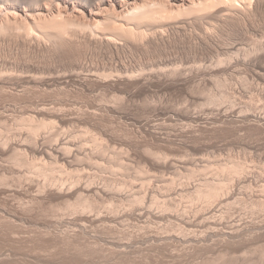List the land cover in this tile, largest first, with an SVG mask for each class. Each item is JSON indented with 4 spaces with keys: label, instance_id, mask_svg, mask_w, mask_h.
I'll return each instance as SVG.
<instances>
[{
    "label": "rangeland",
    "instance_id": "1",
    "mask_svg": "<svg viewBox=\"0 0 264 264\" xmlns=\"http://www.w3.org/2000/svg\"><path fill=\"white\" fill-rule=\"evenodd\" d=\"M47 5L48 4L45 3L46 7L49 6V8H51L50 5H48V6ZM57 6H59L60 8L63 9L62 4H60V5L58 4ZM57 6H55V7H57ZM6 12H8V14H5L6 17H7V15H9L8 17H10V18L16 17L19 22H24V23L28 21V17L25 18V15H23L19 11H6ZM10 13H11V15H10ZM15 13L16 14L18 13V14L15 15ZM37 13L38 12H35V11H34V13L32 12L31 17L36 18ZM263 13H264V11H262V12L260 11L259 13L256 12L255 13L256 15L252 16V18H250L249 20L244 21V24H243V22H241V24H239L241 27H239V25H237V27L233 26L229 29H226L227 32H226V30H223V29L220 30V32H219V30L217 31L219 34L216 31H214V32L210 31L211 33L209 34V32H207L205 30H201L200 32L199 31H197V32L192 31V33L190 31H187V32L183 31V32H178V33H177V31H174L173 33L172 32L167 33L165 36L166 39L159 37L160 35H158V36L156 35V37L159 38V40L157 38H155V39H157L156 40L157 43L152 44L153 46H151V44H148L149 47H145V49L147 48L146 50L144 49V47H140V46H139L140 48L139 47H130V49H132V50H130V49L128 50V48H129L128 47L127 50L129 52H126L127 50L124 52L121 51V50L126 49V48H124V49H120L118 51L114 50V53H115L114 54V53H112L113 50L112 51L110 50V52H108L109 50H106L104 52L103 50L101 51V50L96 49V51H95V49H92V50H90V52H87L84 54V57L82 58V60L80 59L81 61H77V62H74V60H76V58L79 57L77 55L80 54L81 52L76 51V50H74V51L73 50H71V51L70 50H66V51L63 50L64 52L60 50L61 53L59 51H58L59 53H56L55 51H53V52L50 51L51 53H48V55H47L46 53L49 51L46 52L43 49H41V51H40V49L37 50V48L29 47V46L28 47L26 46V48H25V45L22 46L20 43H14L15 39H12V36L17 34L18 33L17 31H21V29H22V32H24V31H23V28H20V29L17 28L16 29V27H13L14 29L9 28L10 30L13 31V35L10 34V32L8 31L9 29H6L7 32H9L6 34L9 36L6 37L5 33L3 35H4V37H6L8 39L6 40V38H2L1 41L2 40L3 41L2 42L0 41V43H1L0 44V72L2 71L1 72V74L3 75L2 77H8L12 74L13 75L15 74L14 76H21V75L27 76L29 74H32L33 72H34L33 74L37 73L36 74L37 76L39 74L40 77H44V76L48 77L49 75L58 76V75H62V74L65 75V74L71 73L73 71L72 69L75 68L76 63H81L87 69H94L95 70V68H97V67L101 68L105 65L108 66L109 64H110L109 66H111V64L121 62L123 59L125 60V62H127L129 60L128 61L129 64L130 63L133 65H135V64L136 65L137 64L138 65H140V64L145 65L146 64L145 66H147V67L150 66V68L156 67L160 63L161 64L168 63L169 65H172L171 67L184 68V70L188 71V73L196 71L197 68L198 69L200 68L201 70L203 69L202 71H206L208 68L213 69L215 67L222 69L223 65L224 64L226 65V63H228L227 60H229V59H230L229 61L230 62L232 61V63L234 61V64H238L239 62H240V64L247 63L244 61L245 60L248 61V59H249L248 63H250V62L255 63L256 62V64H257V62L259 60L258 64L264 65V15H263ZM49 14L50 13L47 11H43L42 14H40V15L38 13L39 16L42 15L41 16L42 18L44 17L47 19L50 16ZM32 15H34V16H32ZM46 16H48V17H46ZM257 17H258V19H257ZM0 23H1V20H0ZM250 23H251V25H250ZM245 27H247V28H245ZM234 28H236V29H234ZM190 33L193 35H191ZM195 33H197V34H195ZM168 35H170V36H168ZM206 35H207V37H206ZM9 38H11V40H14V41L11 43V40H9ZM160 38L163 39L165 42H163V40H160ZM204 39H206V40H204ZM164 44H165V46H164ZM3 45H4V47H3ZM10 47H11V49H10ZM15 47L16 48L18 47V48L16 49ZM142 48L144 50H141ZM33 50H35V51H33ZM68 51H69V53H68ZM77 52H78V54H77ZM54 53H56V54H54ZM229 53L231 54V56ZM28 54H29V56H28ZM50 54H52V55H50ZM234 55H235V57H234ZM56 56H58V57H56ZM73 56H75V57H73ZM245 56H248V58ZM63 57H65V59ZM230 57H232V58H230ZM110 59H112V60H110ZM50 60H51V62H50ZM111 61H113L114 63ZM219 61L221 62L220 64H222V65H219ZM152 65H153V67H151ZM173 65H175V66H173ZM218 65H219V67H218ZM33 66H36V67H33ZM7 68H10V69L7 70ZM12 68H14V69H12ZM33 68L35 69V71L30 73V71H28V70L32 71V70H34ZM36 68L39 71L36 70ZM189 69H191L190 72H189ZM3 71H4V73H3ZM208 71H210V70H208ZM249 72L251 73V71H249ZM249 72H247V70H246L242 74L243 76L241 75V77H244V76L248 77V80L245 83L246 86L243 85L245 80L241 81V80H238L237 78H231L230 79V77L226 76L228 78V83H229V80H230V83L229 84L227 83L226 84L227 86H226L225 83L227 81H223V82H225L224 83L225 86L222 83V86H224V87H222V86L217 87V85H215V83L210 78L207 77L208 78V80H207V78L205 76H203L202 74H200V75L199 74L198 75L193 74L190 77V78L193 77L192 78L193 80L189 78L188 82H186L187 84H183V86L182 85L176 86V87L174 86L175 88H173V89L171 88L169 90V92L167 91V93L161 92V94H160V92H155V94H154V92H152L154 96L151 94L150 95H151V97H154V103L156 102L155 105H157L158 107H161L162 109L168 111L170 116H172V115L174 116V118H169V115H167L166 117L168 118V120L165 116L162 117V115H157V114L156 115L154 114V116L152 114H149L148 117L149 116L150 117L149 118L146 117L147 120H145L143 118L141 119L140 117H141V115H143V113H142L143 111L141 108L142 107L141 104L143 102V97L132 99V100L128 99L126 101H123V99H122L123 102L120 103L119 106H121V112H123V113L121 115L115 114V113L113 114V113H111L112 110L110 108L116 104L118 105V103L113 99V98H115V93H112V92H109L106 90L105 91H103V90H101V91L91 90V91H83L82 92L79 89V87L76 85L72 86V87L69 86L65 90H61V91H60V89H54L55 91L52 89L53 91L49 90V92L44 91V90H40V91L34 90L30 95H27V96H23L21 94L19 95V93H17V92L15 93V91H12V90H8L7 91L8 93L5 92L6 94L1 93L0 94V130H1L0 131V141L1 142L5 141L6 139L9 140V138H11L9 141L11 143L17 144V145H15V144H13V145L16 148H18V150L23 149L22 148L23 146L21 143L23 142L24 139H26L24 137L28 136V135H26V134H28L27 130L30 128V126L32 124L37 122L36 121V122L30 123L31 121L29 118H31V116L33 115V112L36 111L37 108H41V107H45V108H48L50 110L54 109L53 111H56L57 113L60 112L59 114H60L61 118L58 120L53 119V118L52 119L51 118H48V119L45 118L44 121L48 120L47 123L52 122L54 124V127L51 128L52 130L46 131L47 133L43 132L41 134L43 137H46V136L48 137L50 135L49 137H53L55 139V142L58 139L59 140L60 139H63V140L71 139V141L72 140L75 141L74 146L77 144L76 147H74L72 145V148H73L72 151L74 150L73 151L74 153L79 152V154H82V156L85 155V153H89V150L91 151L92 149H94L95 146L93 145L94 144L93 140H94V138L95 139L97 138V139H100L99 141L103 143V145H102L103 148H105L107 151L104 154H101V153L97 154L99 157L98 156L95 157L96 159H94V161H93L94 164L93 163L89 164L88 162H83V163L79 164L78 167L76 166L77 170L80 171L79 172L80 175H78L79 173H77L76 176L77 177L79 176L82 178V180H83L82 183H84L88 179L95 178L92 180H94L95 183L98 184V183H102V181L104 182L105 178H106V180H108V179H113V178H115V176H117L114 179V180H116L118 178L117 179L118 184H117V182H116V184L124 187V188H122V189H124L123 190L124 192H121L122 197L124 195L125 196L131 195L130 196L131 199H134V198H132V196L133 197L136 196L135 199H137V197L144 199L141 202V204L143 203L142 205L137 204L138 207H137V205L135 206V208H136L135 210H132L133 208L129 206V205H131V203L129 202V200L131 201V199H128V202H126L127 196L126 197L124 196L125 198L123 197V200L125 199V201H123V202H122V200L121 201L119 200L121 198H119L118 196L114 197L112 199V201H110L111 199L110 200L105 199L104 201L101 200V201H99V203L101 202L102 204L100 203L99 206L97 205L98 207L96 206L97 207L96 210L92 211V213H90L91 216L87 213V215H89L90 218L83 217L81 215L82 214L81 212H74L73 213L72 211L63 210L62 212L57 211L58 212L57 213V212H54L52 207H50L47 204L43 205V207L41 205H39L40 207L38 205H35V207L31 210V212L27 213L24 217H22V222L18 221V223H20V225H18V227L20 226L19 227L20 230H22L21 229V226H22V227H24L22 231L32 233V231L33 230L35 231L38 227L44 228V226L46 225L45 229H49V230L59 234L60 232H63V231L64 232L68 231V230L72 231L74 229L77 230L79 226L83 225L84 227H86V229L92 235V236L90 235V239H92L91 241L92 242L95 241V243L98 246L93 247V245L91 243L86 242L87 243V245H86V243H83V242L80 243L79 241L77 242L78 245L76 244V246H78V248H76V246H74L76 242L73 244H68L70 246H68L66 243L64 244L63 242L60 243V241H56L58 243H55L53 241L52 242L39 243V244L38 243H36V244L30 243V247H27V248L33 249V246H35V247L40 246V248L43 246L42 248L45 251L42 250L43 253L38 252L39 251V247H38L37 248L38 251L37 250L36 251L40 254L38 255V253L37 254L33 253L35 256L33 255V257L30 258L31 260H29V257L27 259L21 257V258H15L16 260L13 258V259L4 260V261H7L6 262L7 264H14V263L15 264H31V263L32 264H38V263H40V264L41 263L42 264H48V263L49 264H114V263L115 264H208V263L209 264H241V263L242 264H252V263L253 264H264V262H263L264 261V245H263L264 244V203H263L264 202V192L262 191V189L264 187V134H263L264 133V126L259 125L253 118H251V120H250V118H249V120H245L248 123V126L246 125V122L243 123V125H242L241 122L237 123V122L230 120L232 118L229 116V115H231L230 113L232 111H236V110L237 111L235 112L234 116H238V115L252 116V113L256 112V110L258 111V114H260L261 116L264 115V102H263L264 101V89H263L264 88V84H263L264 81L261 79H258V80H255L254 78L252 79L251 76L253 74H250ZM6 74H8V75H6ZM196 76H198V77H196ZM236 76H240V75H236ZM233 82H235V83H233ZM234 87H235V89H234ZM244 87L246 90L244 89ZM250 90H251V92H250ZM9 91L11 94L9 93ZM66 91H67V93H66ZM76 91H78V92H76ZM157 93H158V97H157ZM17 94L19 97L17 96ZM43 94H45V95H43ZM200 94H201V96H198ZM1 95H3V96L1 97ZM125 99L126 98H124V100ZM151 99H153V98H151ZM16 100H18V101H16ZM209 100H211V101H209ZM218 102H219V104H218ZM212 103H213V105H212ZM50 107H52V108H50ZM261 108H262V110H261ZM108 109H110V111ZM102 110H104V111H102ZM107 110L109 112H106ZM241 110H243V112H241ZM93 111H95V112H93ZM179 112H181V113L185 112V114L188 113V114L192 115L194 121L193 120H190V121L189 120L188 121L183 120L182 118L177 116V114ZM237 112L239 114H236ZM244 112H246L247 114H244ZM220 114L221 115L223 114L222 115L223 117L220 116ZM224 115L228 116L226 118V120H225L226 116H224ZM27 116H29V117H27ZM145 116L146 115H144V118H145ZM200 117H202V118H200ZM219 117H220L221 121L219 120ZM138 118L142 120L141 123L136 122V120ZM43 119L44 118H42L41 120L43 121ZM163 119H165V120H163ZM215 119L217 120V122ZM14 120H16V121H14ZM22 120L26 124L24 123V125H23ZM178 120H180L181 123ZM253 120H254V122H253ZM39 121H40V119H39ZM105 121H106V123H105ZM213 121H215V122H213ZM218 121H220V122H218ZM67 122H68V124H67ZM9 123L12 125H10ZM63 123H64V125H63ZM143 123L146 126H144ZM149 123H150V126H149ZM221 123H222V125H220ZM233 123L234 124L236 123L237 125H234ZM239 123H240V125H239ZM253 123H257L258 125L255 126V124L253 125ZM262 123H264V122H262ZM161 125H163L164 127ZM206 125H207V127H206ZM147 126H148V128H147ZM159 126H161V128ZM227 126H229V127H227ZM240 126H243V128L245 127L244 128L245 130H242V128ZM246 126H247V130H246ZM250 126H252L251 129H253V130H249ZM155 127L157 129L159 127L161 130L160 129L156 130ZM26 128H27V130H26ZM144 128H145V130H144ZM166 128H167V130H166ZM231 128L233 131L230 130ZM262 128H263V132H262ZM151 130L154 132H152ZM9 131H11V132H9ZM202 131H204V132H202ZM244 131L247 133H245ZM48 132H49V135H48ZM50 132H52V133H50ZM107 132H109V133H107ZM151 132L153 134L154 133L155 134L153 135V134H151ZM157 132L158 133L161 132L162 136H160V134H158ZM209 132H211V133H209ZM212 132H213V134H212ZM84 134H86V135H84ZM87 134H88V136H87ZM107 135H109L110 137ZM130 135H132V136H130ZM172 135H173V137H172ZM83 136H85V137H83ZM98 136H100L101 138ZM160 137H161L163 142L161 141ZM46 139H48V138H46ZM43 140L44 139L41 138L40 144L44 145L45 148H48L51 146V144L48 143V140H46V141L44 140L45 142ZM168 141H170V142H168ZM243 141H244V143H243ZM84 143H86V144H84ZM52 144H53V142H52ZM160 144H161V146H160ZM105 145L108 148H106ZM143 145H145V146H143ZM11 146H12V144H11ZM85 146H87V147H85ZM92 146H94V147H92ZM149 149H152V150L153 149L154 150L160 149V150H163L164 152L168 153L171 162L174 163V167H173L174 169L172 168L169 172V169L158 171V169L151 168L147 163L148 158L146 156L147 155L146 152H148ZM109 154H110V156H109ZM13 155H14V157H12ZM2 157H4V156H2ZM2 157H0V164L2 165V168H4L3 167L4 163L9 164L10 161L9 162H7V161H8V159L10 160V157L14 158V159L17 158L14 153L12 154V152H9V155L6 156L7 158L6 157L2 158ZM40 157H38L39 162H41L42 159H46V160H43L45 162L51 161L49 158L48 159L50 161H48L47 157H41V158ZM30 158H31V156H30ZM191 159H193L191 161V162L194 161L193 163L190 162ZM241 159H242V161H241ZM249 161H251V162H249ZM143 162H145V163H143ZM186 163L187 164L190 163L192 165H189V164L186 165ZM194 163H195V165H197V164L202 165L203 164V165H207V166L212 167V168H217L218 166H221L222 164L223 165L241 164V165H245L246 168H249V169H247L248 172L252 173L255 178L251 182L240 183V184L236 183V185L234 186L235 192L233 193V195H231L232 198H230L228 200L221 201V202L219 201V202H217L218 204L215 203L214 207H212L215 209L214 214H208L205 216H204V214H202L203 217L208 216L207 218H203L201 216V214L199 213V215H198L197 212L201 211V209L202 210L205 209L203 207L204 204L197 203V202H196V204H195V202L193 204L192 199L190 200L188 198L189 197L188 195H190L194 191V189L192 187H195L199 183H202L201 181L212 180V179H216V178L212 176V172H213L212 170L201 173L200 170H202V168H199V169L195 168ZM9 165H6V168H4V169L7 170V167ZM117 165H120V166L122 165V166L118 167ZM59 166H62V164ZM147 166L149 167V169L147 168ZM76 167H75V169H76ZM120 168H121V171H120ZM114 169H115V171H114ZM6 170L1 171L0 175L2 176L3 173L6 172ZM258 170H260V171H258ZM17 171H18V173H20L19 171H21L20 175H22V174L29 175L30 174L29 176H31V173H30L29 169L27 170V168L21 167L20 170H15V172H17ZM122 171H123V173H122ZM193 171H200V173L198 172L197 175H195V177H192L191 174ZM119 172H121V173H119ZM159 172H161V173H159ZM8 173L9 172L7 170L6 175L4 174L5 176H7V179H8V177L10 179V180L8 179L6 182L8 183V185L13 186V189L15 187L19 189V186L20 187L23 186L22 189H24V188L29 189L31 187L30 188L31 190L29 189L27 192H33L34 190L37 192L38 187L34 186V185H36L35 183H37V182L35 180L32 181V179L31 180L28 179V181H27V178L29 176L26 178V180H23V183L21 185L18 182V180H16L17 179L16 176H14V175L11 176L10 173L8 175ZM13 177H15V178H13ZM64 178H65L64 179L65 183H67V184H69L68 183L69 180L73 179V178L67 179L68 177L67 178L64 177ZM83 178H85V179H83ZM220 179H222V177ZM29 180H30V182H29ZM17 183H19V185ZM249 185L251 187H249ZM1 186L3 187V185H1ZM157 187H159V188H157ZM177 188H179V189H177ZM35 191L33 193H36ZM2 192L3 191L0 188V221L1 222H3V220L4 221L6 220V217L8 216L7 212H10L12 210V208L14 209V207L15 208L18 207L17 205L20 206V203H26V202H29V200H31V197L29 196L30 194L28 193L29 195H26L27 192L23 193L22 195H18V196H16V195L12 196L13 195L12 192L9 194H7L6 192H4L5 193L4 194ZM191 196H192V194L190 195V197ZM28 197H30V198H28ZM156 199H158V200H156ZM155 200L157 202L160 200V202H159L160 205ZM154 201L157 204L154 203ZM260 201H261V204L263 206H261L259 208L257 206L255 207L254 203H256V202L259 203ZM152 202L155 204L154 206H153ZM162 202H163V204H164V202H166L167 204L165 203V205L171 206V210H173V211L166 212L167 210H170V207L169 208L167 207L168 208L167 209L164 205L163 206L167 210L165 208H163V209L160 208V207H163V206H161ZM103 203H105V204H103ZM121 203H123V204H121ZM127 203H129V204H127ZM257 203H256V205H257ZM123 205H125V206H123ZM230 207H231V209H230ZM130 210H132L133 212ZM164 210H166V211H164ZM120 211L121 212L122 211H127V212L130 211V212H132L133 216H130L127 213L125 214L126 216H122L123 213H121ZM135 211H139V212H137L138 214ZM174 211H176V212H174ZM115 212H116V214H115ZM117 212L118 213L120 212L121 214L119 213L120 215L119 214L117 215ZM143 212H144V214H143ZM181 212L185 213L186 216L190 220H196V222H195L196 224H194V226H192V227L188 226L186 223L182 224L181 218L176 216L177 213L182 214ZM42 213H44V214H42ZM140 213H142V214L140 215ZM147 213H149V214H147ZM188 213H190V214H188ZM137 215H140V216H137ZM212 217H214V218H212ZM227 219H229V220H227ZM214 223H215V225H214ZM185 224H186V226H185ZM165 229H166V231H164ZM231 229L232 230H241L242 233H245L243 235H246V236H244V238L246 237L245 238L246 240L245 239H244L245 241L242 240L243 244L241 242H240L241 244H239V242H236V241H235V244H233V242H234L233 241L232 242L233 245L231 244L232 246L229 244L231 242H229V243L227 242V245L229 244L230 246H224L223 247V245L226 244V243H224V239H225L224 233L232 231ZM179 232L181 234H179ZM218 235H220V236H218ZM249 235H250V237H249ZM193 237H195V238H193ZM205 238H206V240H205ZM209 238H210V240H209ZM222 241H223V243H222ZM246 241H247V243H246ZM1 242L2 241L0 240V244H1ZM236 243H238V244H236ZM45 245H46V247H45ZM233 247H234V249H232ZM91 250L94 252H92ZM36 251H35V253H36ZM121 251H125V253L127 252L126 254L128 256L126 254H125L126 256H124V257L122 255H120ZM121 256H122V258H120ZM36 257L39 260L36 259ZM125 257H128V258L125 259ZM17 259H19V261H17ZM22 259L26 262H23ZM34 260H35V262H34ZM247 260H249V261H247ZM4 261H2L3 263L1 262L0 264H4ZM8 261H10V262L8 263ZM21 262H23V263H21Z\"/></svg>",
    "mask_w": 264,
    "mask_h": 264
},
{
    "label": "bare ground",
    "instance_id": "2",
    "mask_svg": "<svg viewBox=\"0 0 264 264\" xmlns=\"http://www.w3.org/2000/svg\"><path fill=\"white\" fill-rule=\"evenodd\" d=\"M45 3L50 5L51 8L46 7ZM62 4L63 9L60 8L57 5ZM57 6V7H55ZM6 11H19L23 15H25V18L28 17L27 22H19L16 17L10 18L8 17L9 15L8 12ZM38 12L39 15L42 14L43 11L49 12L50 16L49 18H42L41 16L38 15L37 17L33 18L31 17L32 12L34 13ZM262 12L264 11V0H0V41L2 38H6L9 35L6 33H9L13 35V31L10 30L13 27L17 28H23L21 31H17L18 33L12 36V39H15L14 43H20L22 46L25 45L28 47H34L37 48V50L43 49L44 51H49L48 53H51L55 51L56 53H61V51H66V50H76L81 52L78 54L77 52V57L74 62L81 61L82 58L84 57V54L87 52H90L92 49H98V50H103L104 52L106 50L112 51L114 53V50L118 51L120 49L121 51H126L127 48L128 50L130 47H149L148 44H156L157 39L159 38L156 37V35H160L159 37L165 38L166 39V34L169 32H187L192 31L197 32L201 30H205L211 33L210 31H218L220 30H226L231 27H237V25L241 24L246 20H249L252 18V16L256 15V12ZM14 13V12H13ZM18 14V13H17ZM15 13V15H17ZM11 15V13H10ZM36 15V14H35ZM48 15V14H47ZM71 15V16H70ZM260 15V14H259ZM264 15V13H263ZM13 16V15H12ZM20 16V15H19ZM34 16V15H32ZM39 16V17H38ZM44 16V15H43ZM258 16V15H257ZM48 17V16H46ZM260 17V16H259ZM256 18V17H255ZM262 18V17H261ZM258 19V17H257ZM21 20V19H20ZM26 21V20H25ZM253 21V20H252ZM257 22V21H256ZM249 25V24H248ZM251 25V23H250ZM253 26V25H252ZM239 27H241L239 25ZM255 27V26H254ZM10 28V29H9ZM247 28V27H245ZM6 29H9L7 32ZM14 29V28H13ZM18 29V30H19ZM236 29V28H234ZM241 29V28H240ZM256 29V28H255ZM203 32V31H202ZM222 32V31H221ZM227 32V30H226ZM6 34L4 37L3 34ZM190 33V34H191ZM218 33V32H217ZM189 34V35H190ZM197 34V33H195ZM219 34V33H218ZM193 35V34H191ZM217 35V34H216ZM170 36V35H168ZM195 36V35H194ZM210 36V35H209ZM11 37V36H10ZM187 37V36H186ZM207 37V35H206ZM214 37V36H213ZM218 37V36H217ZM157 38V39H155ZM160 40H163L161 39ZM172 38V37H171ZM204 38V37H203ZM209 38V37H208ZM8 38H6L7 40ZM191 39V38H190ZM214 39V38H213ZM212 39V40H213ZM5 40V39H4ZM11 40V38H9ZM8 40V41H9ZM47 40V41H46ZM168 40V39H167ZM206 40V39H204ZM216 40V39H215ZM3 41V40H2ZM1 41V42H2ZM14 40H11V43ZM7 42V41H6ZM163 42H165L163 40ZM5 43V42H4ZM203 43V42H202ZM1 44V43H0ZM7 44V43H6ZM19 44V45H20ZM159 44V43H158ZM163 44V43H162ZM170 44V43H169ZM199 44V43H198ZM12 45V44H11ZM17 45V44H16ZM147 45V46H146ZM206 45V44H205ZM2 46V45H1ZM8 46V45H7ZM165 46V44H164ZM4 47V45H3ZM19 47V46H18ZM17 47V48H18ZM139 47V48H140ZM156 47V46H155ZM160 47V46H159ZM16 48V47H15ZM14 48V49H15ZM16 48V49H17ZM20 48V47H19ZM157 48V47H156ZM7 49V48H6ZM11 49V47H10ZM13 49V48H12ZM28 49V48H27ZM137 49V48H136ZM143 48L141 50H144ZM147 49V48H146ZM145 49V50H146ZM154 49V48H153ZM30 50V49H29ZM61 50V51H60ZM126 52H129V51ZM132 50V49H130ZM150 50V49H149ZM18 51V50H17ZM20 51V50H19ZM31 51V50H30ZM35 51V50H33ZM51 51V52H50ZM59 51V52H58ZM63 51V52H64ZM94 51V50H93ZM148 51V50H147ZM27 52V51H26ZM32 52V51H31ZM132 52V51H131ZM130 52V53H131ZM29 53V52H28ZM54 53V54H56ZM69 53V51H68ZM74 53V52H73ZM119 53V52H118ZM35 54V53H34ZM115 54V53H114ZM230 54V53H229ZM254 54V53H253ZM44 55V54H43ZM52 55V54H50ZM68 55V54H67ZM72 55V54H71ZM76 55V54H75ZM121 55V54H120ZM128 55V54H127ZM126 55V56H127ZM130 55V54H129ZM228 55V54H227ZM248 55V54H247ZM29 56V54H28ZM40 56V55H39ZM46 56V55H45ZM55 56V55H54ZM60 56V55H59ZM62 56V55H61ZM231 56V54H230ZM233 56V55H232ZM58 57V56H56ZM67 57V56H66ZM75 57V56H73ZM81 57V58H80ZM115 57V56H114ZM235 57V55H234ZM248 58V56H245ZM39 58V57H38ZM61 58V57H60ZM59 58V59H60ZM65 59V57H63ZM62 58V59H63ZM228 58V57H227ZM232 58V57H230ZM31 59V58H30ZM40 59V58H39ZM43 59V58H42ZM41 59V60H42ZM47 59V58H46ZM50 59V58H49ZM52 59V58H51ZM54 59V58H53ZM68 59V58H67ZM81 59V60H80ZM127 59V58H126ZM223 59V58H222ZM221 59V60H222ZM229 59V58H228ZM236 59V58H235ZM37 60V59H36ZM112 60V59H110ZM115 60V59H114ZM124 60V59H123ZM118 62L111 64V66H103L101 68H95L94 69H87L85 66H83L81 63H76L75 68L72 69L69 74L65 75H49L48 77H40L39 74L38 76L36 75L37 73L33 74L35 71L34 70H28L33 72L32 74L29 75H24V76H14L13 74L8 76V77H2L3 75L0 72V94L7 92L8 90L15 91V93H19V95L27 96L30 95L34 90H44V91H51L52 89H60L65 90L69 86H78L79 89L83 91H91V90H103V91H109L112 93H115V98H113L118 105L112 106L110 109L112 110L111 113L119 114L121 115L123 112H121V106H119L120 103L126 100H132L136 98H142L143 97V102L141 104L142 108V113L141 119L147 120L148 115L154 114L156 115H162L167 116L169 115L168 111L162 109L161 107H158L154 103V97H151L153 95L152 92H169V90L172 88H175L176 86H183V84H187L189 78L194 74L200 75L202 74L206 78H210L217 87L222 86V83L225 85L228 83V78H237L238 80H245L243 85L246 86V81L248 80L247 76L241 77V75L244 73V71L247 70V72L251 71L250 74H253L251 77L252 79L254 78L255 80L261 79L264 81V65L261 64H256L255 63H248L247 60L243 63L240 64H234V61L230 62L229 60L226 65L221 68H213V69H207L206 71H202L200 68L196 71L190 72L191 69H189V72L184 70V68H179V67H171L172 65H169L168 63H163L159 64L156 67H153V65L150 68V66H145V65H133L129 64L128 61ZM232 60V59H231ZM35 61V60H34ZM53 61V60H52ZM55 61V60H54ZM237 61V60H236ZM31 62V61H30ZM51 62V60H50ZM49 62V63H50ZM28 63V62H27ZM110 63V62H109ZM216 63V62H215ZM221 62L219 61V65ZM237 63V62H236ZM242 63V62H241ZM261 63V62H260ZM36 64V63H35ZM51 64V63H50ZM54 64V63H53ZM104 64V63H103ZM214 64V63H213ZM218 64V63H217ZM218 65V67H219ZM37 66V65H36ZM33 66V67H36ZM102 66V65H101ZM155 66V65H154ZM175 66V65H173ZM215 66V65H214ZM196 67V66H195ZM5 68V67H4ZM27 68V67H26ZM192 68V67H191ZM205 68V67H204ZM10 68H7V70ZM14 69V68H12ZM41 69V68H40ZM194 69V68H193ZM26 70V69H25ZM36 70H38L36 68ZM195 70V69H194ZM205 70V69H204ZM210 70V71H208ZM249 70V71H248ZM6 71V70H5ZM10 71V70H9ZM39 71V70H38ZM208 71V72H207ZM11 72V71H10ZM16 72V71H15ZM22 72V71H21ZM24 72V71H23ZM42 72V71H41ZM4 73V71H3ZM12 73V72H11ZM17 73V72H16ZM20 73V72H19ZM27 74V73H26ZM247 74V73H246ZM8 75V74H6ZM5 75V76H6ZM19 75V74H18ZM240 75V76H236ZM56 76V77H55ZM227 76V77H226ZM243 76V75H242ZM198 77V76H196ZM193 78V77H192ZM190 78V79H192ZM207 78V80H208ZM257 78V79H256ZM193 80V79H192ZM237 80V81H238ZM251 80V79H250ZM234 81V80H233ZM254 81V80H253ZM192 82V81H191ZM232 82V81H231ZM230 83V80H229ZM228 83V84H229ZM235 83V82H233ZM238 83V82H237ZM249 83V82H248ZM259 84V83H258ZM264 84V83H263ZM208 85V84H207ZM214 85V84H213ZM224 85V86H225ZM231 85V84H230ZM242 85V84H241ZM175 86V87H174ZM201 86V85H200ZM222 86V87H224ZM227 86V85H226ZM236 86V85H235ZM259 87V86H258ZM77 88V87H76ZM193 88V87H192ZM202 88V87H201ZM206 88V87H205ZM209 88V87H208ZM181 89V88H180ZM196 89V88H195ZM198 89V88H197ZM214 89V88H213ZM231 89V88H230ZM229 89V90H230ZM235 89V87H234ZM239 89V88H238ZM243 89V88H242ZM245 89V87H244ZM264 89V88H263ZM52 90V91H53ZM228 90V89H227ZM246 90V89H245ZM259 90V89H258ZM262 90V89H261ZM11 91V92H12ZM55 91V90H54ZM248 91V90H247ZM47 92V93H48ZM71 92V91H70ZM75 92V91H74ZM78 92V91H76ZM81 92V93H82ZM96 92V91H95ZM184 92V91H183ZM225 92V91H224ZM251 92V90H250ZM260 92V91H259ZM258 92V93H259ZM8 93V92H7ZM10 93V91H9ZM51 93V92H50ZM62 93V92H61ZM67 93V91H66ZM86 93V92H85ZM197 93V92H196ZM11 94V93H10ZM9 94V95H10ZM13 94V93H12ZM64 94V93H63ZM70 94V93H69ZM79 94V93H78ZM83 94V93H82ZM151 94V95H150ZM190 94V93H189ZM222 94V93H221ZM45 95V94H43ZM110 95V94H109ZM204 95V94H203ZM208 95V94H207ZM228 95V94H227ZM240 95V94H239ZM254 95V94H253ZM256 95V94H255ZM3 95H1L2 97ZM18 96V94H17ZM65 96V95H64ZM154 96V95H153ZM198 96H201L198 95ZM215 96V95H214ZM12 97V96H11ZM19 97V96H18ZM31 97V96H30ZM97 97V96H96ZM153 99H151V98ZM156 97V96H155ZM158 97V93H157ZM209 97V96H208ZM217 97V96H216ZM233 97V96H232ZM241 97V96H240ZM36 98V97H35ZM111 98V99H112ZM124 98H126L124 100ZM259 98V97H258ZM32 99V98H31ZM123 99V101H122ZM240 99V98H239ZM261 99V98H260ZM3 100V99H2ZM37 100V99H36ZM160 100V99H159ZM165 100V99H164ZM185 100V99H184ZM213 100V99H212ZM259 100V99H258ZM263 100V99H262ZM13 101V100H12ZM18 101V100H16ZM15 101V102H16ZM100 101V100H99ZM103 101V100H102ZM101 101V102H102ZM105 101V100H104ZM211 101V100H209ZM234 101V100H233ZM20 102V101H19ZM98 102V101H97ZM108 102V101H107ZM115 102V103H116ZM160 102V101H159ZM170 102V101H169ZM172 102V101H171ZM196 102V101H195ZM226 102V101H225ZM258 102V101H257ZM256 102V103H257ZM264 102V101H263ZM42 103V102H41ZM110 103V102H109ZM137 103V102H136ZM178 103V102H177ZM217 103V102H216ZM229 103V102H228ZM235 103V102H234ZM33 104V103H32ZM38 104V103H37ZM103 104V103H102ZM174 104V103H173ZM202 104V103H201ZM219 104V102H218ZM238 104V103H237ZM34 105V104H33ZM46 105V104H45ZM97 105V104H96ZM137 105V104H136ZM139 105V104H138ZM159 105V104H158ZM163 105V104H162ZM172 105V104H171ZM213 105V103H212ZM223 105V104H222ZM241 105V104H240ZM23 106V105H22ZM26 106V105H25ZM128 106V105H127ZM186 106V105H185ZM217 106V105H216ZM248 106V105H247ZM32 107V106H31ZM198 107V106H197ZM215 107V106H214ZM52 108V107H50ZM138 108V107H137ZM236 108V107H235ZM250 108V107H249ZM34 109V108H33ZM95 109V108H94ZM110 109H108L110 111ZM127 109V108H126ZM241 109V108H240ZM239 109V110H240ZM54 109H48L45 107L37 108L36 111L33 112V115L31 116L30 123L36 122L30 126V128L27 130L28 135L27 137H24L26 139L23 140L22 148L21 150H18L9 140L5 141H0V157L4 156L6 157L9 155V152H12L16 155V159L11 158L10 160L8 159L7 162L9 164L4 163V168H6V165H9L7 167L8 172L14 176L17 177L16 180L22 185L23 180H26V178L30 175H25L20 173L15 172V170H20L21 167L29 169L31 176L27 178L35 180L37 183H35L38 189L36 193L33 192H27L29 189H22V187L19 186L18 188H14L13 186L8 185L6 182L7 176L6 172L7 170L2 168V165L0 164V172L5 171L3 175H0V188L2 189V193L6 192L7 194L12 192V196H18L22 195L23 193L27 192L26 195H29L31 197V200L26 203H20V206L17 205L18 207L12 208L10 212H7L8 216L6 217V220L3 222L0 221V240L2 241L0 244V263L4 260H10V259H15V258H30L33 257L34 254H37L38 252L43 253V246L40 248L38 251V247L33 246V249L27 248L30 247V243L36 244V243H45V242H55L60 241L63 242L64 244H73L75 243L74 246H76L77 242L79 241L80 243H91L93 247H97L98 245L94 242H92L90 239V233L84 227L83 225L79 226L78 229H74L72 231H63L60 232L59 234L56 232H53L49 229L44 228H37L34 232H24L22 231L24 227L20 225L19 222H22V217H24L27 213L31 212V210L35 207V205H43L47 204L52 209L54 212H62L63 210L65 211H72L74 212H81L83 217L90 218V213L92 211H95L96 208L99 206V201H104L105 199H112L116 196H118L120 201L123 200V197L121 196V192H124L121 185H117V179H104V182L102 183H95L94 180L95 178L88 179L84 183H82V178L77 177V173L80 171L77 170V167L79 164L83 162H88L93 163L95 157L98 156L97 154H104L106 151L105 148H103V143L100 142V139H95L93 140V145L94 149L91 151L89 150V153H85V155L82 156V154H79V152L74 153L72 151V145L74 146L75 141H71V139L68 140H63V139H58L55 142V139L53 137H49V132H48V137H43L41 134L47 133L46 131L52 130L51 128L54 127V124L52 122L47 123V121H44L45 118H53V119H60V112L57 113L56 111H53ZM58 110V109H57ZM68 110V109H67ZM106 112H109V111ZM124 110V109H123ZM219 110V109H218ZM260 110V109H259ZM262 110V108H261ZM87 111V110H86ZM104 111V110H102ZM189 111V110H188ZM187 111V112H188ZM199 111V110H198ZM237 111V110H236ZM236 111H232L229 115L234 122H241L242 125L245 123V120H251L253 118L259 125L264 126V115L261 116L258 114V111L252 113V116L248 115H238L234 116ZM246 111V110H245ZM31 112V111H30ZM95 112V111H93ZM178 112V111H177ZM243 112V110H241ZM250 112V111H249ZM84 113V112H83ZM27 114V113H26ZM68 114V113H67ZM94 114V113H93ZM176 114V113H175ZM202 114V113H201ZM208 114V113H207ZM236 114H239L238 112ZM244 114H247L244 112ZM91 115V114H90ZM99 115V114H98ZM97 115V116H98ZM126 115V114H125ZM144 115L145 118H144ZM200 115V114H199ZM198 115V116H199ZM223 115V114H222ZM220 114V116H222ZM228 115V114H227ZM79 116V115H78ZM178 117L182 118L183 120L190 121L193 120V116L190 114H185L179 112L177 114ZM201 116V115H200ZM226 116V115H224ZM7 117V116H6ZM29 117V116H27ZM147 117V118H146ZM161 117V116H160ZM204 117V116H203ZM217 117V116H216ZM223 117V116H222ZM221 117V118H222ZM228 116L225 117V120ZM23 118V117H22ZM21 118V119H22ZM42 118L43 121L41 120ZM63 118V117H62ZM66 118V117H65ZM71 118V117H70ZM95 118V117H94ZM115 118V117H114ZM121 118V117H120ZM167 118V117H166ZM169 118H174V116H170ZM197 118V117H196ZM202 118V117H200ZM16 119V118H15ZM40 119V121H39ZM87 119V118H86ZM96 119V118H95ZM105 119V118H104ZM137 119V123H141L142 120ZM159 119V118H158ZM218 119V118H217ZM229 119V118H228ZM17 120V119H16ZM14 120V121H16ZM19 120V119H18ZM62 120V119H61ZM66 120V119H65ZM64 120V121H65ZM110 120V119H109ZM116 120V119H115ZM120 120V119H119ZM129 120V119H128ZM154 120V119H153ZM161 120V119H160ZM165 120V119H163ZM162 120V121H163ZM168 120V118H167ZM166 120V121H167ZM174 120V119H173ZM198 120V119H197ZM196 120V121H197ZM200 120V119H199ZM216 120V119H215ZM219 120L221 121L220 117ZM253 120V122H254ZM29 121V120H28ZM39 121V122H38ZM83 121V120H82ZM159 121V120H158ZM157 121V122H158ZM180 122V120H178ZM194 121V120H193ZM218 121V122H220ZM229 121V120H228ZM23 122V120H22ZM54 122V121H53ZM113 122V121H112ZM122 122V121H121ZM155 122V121H154ZM165 122V121H164ZM192 122V121H191ZM215 122V121H213ZM217 122V120H216ZM231 122V121H230ZM249 122V121H248ZM18 123V122H17ZM25 122H23L24 125ZM56 123V122H55ZM82 123V122H81ZM96 123V122H95ZM104 123V122H103ZM106 123V121H105ZM126 123V122H125ZM146 123V122H145ZM148 123V122H147ZM181 123V122H180ZM232 123V122H231ZM257 123H253L258 125ZM10 124V123H9ZM20 124V123H19ZM26 124V123H25ZM68 124V122H67ZM163 124V123H162ZM185 124V123H184ZM190 124V123H189ZM215 124V123H214ZM213 124V125H214ZM217 124V123H216ZM219 124V123H218ZM226 124V123H225ZM228 124V123H227ZM234 124V123H233ZM250 124V123H249ZM5 125V124H4ZM12 125V124H10ZM28 125V124H27ZM64 125V123H63ZM144 126H146L143 123ZM154 125V124H153ZM158 125V124H157ZM164 125V124H163ZM161 125V126H163ZM222 125V123L220 124ZM234 125H237L236 123ZM240 125V123H239ZM238 125V126H239ZM246 125L248 126V123L246 122ZM251 125V124H250ZM17 126V125H16ZM22 126V125H21ZM82 126V125H81ZM80 126V127H81ZM110 126V125H109ZM125 126V125H124ZM128 126V125H127ZM134 126V125H133ZM150 126V123H149ZM161 126H159L161 128ZM169 126V125H168ZM188 126V125H187ZM205 126V125H204ZM215 126V125H214ZM230 126V125H229ZM227 126V127H229ZM237 126V127H238ZM245 126V125H244ZM246 126V130H247ZM105 127V126H104ZM158 127V129H160ZM164 127V126H163ZM173 127V126H172ZM192 127V126H191ZM207 127V125H206ZM222 127V126H221ZM242 130H245L243 126H240ZM15 128V127H14ZM20 128V127H19ZM146 128V127H145ZM144 128V130H145ZM148 128V126H147ZM153 128V127H152ZM156 128V127H155ZM194 128V127H193ZM217 128V127H216ZM252 126H250L249 130L251 129ZM254 128V127H253ZM260 128V127H259ZM13 129V128H12ZM25 129V128H24ZM154 129V128H153ZM156 128V130H158ZM174 129V128H173ZM208 129V128H207ZM215 129V128H214ZM240 129V128H239ZM256 129V128H255ZM86 130V129H85ZM101 130V129H100ZM103 130V129H102ZM125 130V129H124ZM127 130V129H126ZM129 130V129H128ZM155 130V129H154ZM161 130V129H160ZM167 130V128H166ZM209 130V129H208ZM232 130V128L230 129ZM260 130V129H259ZM1 131V130H0ZM64 131V130H63ZM72 131V130H71ZM99 131V130H98ZM147 131V130H146ZM152 131V130H151ZM171 131V130H170ZM183 131V130H182ZM213 131V130H212ZM229 131V130H228ZM233 131V130H232ZM11 132V131H9ZM53 132V131H52ZM50 132V133H52ZM129 132V131H128ZM154 132V131H152ZM151 132V134H153ZM189 132V131H188ZM194 132V131H193ZM198 132V131H197ZM204 132V131H202ZM206 132V131H205ZM224 132V131H223ZM235 132V131H234ZM240 132V131H239ZM245 132V131H244ZM255 132V131H254ZM253 132V133H254ZM259 132V131H258ZM263 132V128H262ZM60 133V132H59ZM73 133V132H72ZM98 133V132H97ZM109 133V132H107ZM106 133V134H107ZM158 133V132H157ZM156 133V134H157ZM187 133V132H186ZM196 133V132H195ZM194 133V134H195ZM200 133V132H199ZM211 133V132H209ZM247 133V132H245ZM249 133V132H248ZM12 134V133H11ZM77 134V133H76ZM113 134V133H112ZM148 134V133H147ZM155 134V133H154ZM153 134V135H154ZM161 135V132L158 133ZM213 134V132H212ZM218 134V133H217ZM242 134V133H241ZM257 134V133H256ZM264 134V133H263ZM44 135V134H43ZM65 135V134H64ZM86 135V134H84ZM99 135V134H98ZM101 135V134H100ZM115 135V134H114ZM119 135V134H118ZM193 135V134H192ZM211 135V134H210ZM216 135V134H215ZM228 135V134H227ZM10 136V135H9ZM45 136V135H44ZM52 136V135H51ZM55 136V135H54ZM88 136V134H87ZM94 136V135H93ZM96 136V135H95ZM109 136V135H107ZM113 136V135H112ZM117 136V135H116ZM132 136V135H130ZM156 136V135H155ZM175 136V135H174ZM180 136V135H179ZM198 136V135H197ZM202 136V135H201ZM204 136V135H203ZM242 136V135H241ZM259 136V135H258ZM23 137V136H22ZM57 137V136H56ZM85 137V136H83ZM100 137V136H98ZM110 137V136H109ZM122 137V136H121ZM129 137V136H128ZM151 137V136H150ZM157 137V136H156ZM159 137V136H158ZM173 137V135H172ZM184 137V136H183ZM261 137V136H260ZM43 138L44 140H48V143L51 144L50 147L45 148L44 145L40 144V140ZM101 138V137H100ZM103 138V137H102ZM119 138V137H118ZM123 138V137H122ZM138 138V137H137ZM154 138V137H153ZM163 138V137H162ZM176 138V137H175ZM192 138V137H191ZM200 138V137H199ZM205 138V137H204ZM251 138V137H250ZM15 139V138H14ZM74 139V138H73ZM83 139V138H82ZM106 139V138H105ZM158 139V138H157ZM161 139V137H160ZM165 139V138H164ZM173 139V138H172ZM188 139V138H187ZM198 139V138H197ZM196 139V140H197ZM43 140V141H44ZM45 140V141H46ZM70 140V141H69ZM104 140V139H103ZM128 140V139H127ZM153 140V139H152ZM175 140V139H174ZM206 140V139H205ZM44 141V142H45ZM91 141V140H90ZM107 141V140H106ZM111 141V140H110ZM121 141V140H120ZM145 141V140H144ZM159 141V140H158ZM162 141V139H161ZM166 141V140H165ZM164 141V142H165ZM13 142V141H12ZM53 142V144H52ZM77 142V141H76ZM85 142V141H84ZM92 142V141H91ZM109 142V141H108ZM126 142V141H125ZM163 142V141H162ZM170 142V141H168ZM160 143V142H159ZM244 143V141H243ZM14 147H12L11 146ZM86 144V143H84ZM142 144V143H141ZM153 144V143H152ZM157 144V143H156ZM167 144V143H166ZM171 144V143H170ZM17 145V144H15ZM20 145V144H19ZM42 145V146H41ZM48 145V144H47ZM77 145V144H76ZM76 145L74 147H76ZM88 145V144H87ZM220 145V144H219ZM145 146V145H143ZM161 146V144H160ZM169 146V145H168ZM188 146V145H187ZM20 147V146H19ZM78 147V146H77ZM81 147V146H80ZM87 147V146H85ZM91 147V148H92ZM106 147V145H105ZM116 147V146H115ZM152 147V146H151ZM165 147V146H164ZM89 148V147H88ZM108 148V147H106ZM146 148V147H145ZM187 148V147H186ZM132 149V148H131ZM181 149V148H180ZM193 149V148H192ZM12 150V151H11ZM127 150V149H126ZM143 150V149H142ZM189 150V149H188ZM198 150V149H197ZM213 150V149H212ZM257 150V149H256ZM76 151V150H75ZM205 151V150H204ZM109 152V151H108ZM220 152V151H219ZM245 152V151H244ZM111 153V152H110ZM113 153V152H112ZM136 153V152H135ZM147 153V163L151 168H155L159 170H170L174 167V163L171 162L170 157L168 153L164 152L163 150H152L149 149ZM108 154V153H107ZM145 154V153H144ZM191 154V153H190ZM197 154V153H196ZM205 154V153H204ZM211 154V153H210ZM255 154V153H254ZM262 154V153H261ZM82 157H81V156ZM184 155V154H183ZM188 155V154H187ZM186 155V156H187ZM31 156V158H30ZM47 157L48 161L50 162H45L42 159L41 162L38 161V157ZM103 156V155H102ZM110 156V154H109ZM129 156V155H128ZM141 156V155H140ZM175 156V155H174ZM189 156V155H188ZM2 157V158H4ZM9 157V156H8ZM14 157V155L12 156ZM33 157V158H32ZM40 157V158H41ZM99 157V156H98ZM7 158V157H6ZM39 158V159H40ZM102 158V157H101ZM108 158V157H107ZM141 158V157H140ZM177 158V157H176ZM211 158V157H210ZM215 158V157H214ZM238 158V157H237ZM260 158V157H259ZM117 159V158H116ZM122 159V158H121ZM120 159V160H121ZM196 159V158H195ZM2 160V159H1ZM136 160V159H135ZM141 160V159H140ZM193 159L190 160V162ZM246 160V159H245ZM258 160V159H257ZM112 161V160H111ZM119 161V160H118ZM200 161V160H199ZM242 161V159H241ZM244 161V160H243ZM186 162V161H185ZM194 162V161H193ZM191 162V163H193ZM205 162V161H204ZM251 162V161H249ZM2 163V162H1ZM62 166H59L61 165ZM101 163V162H100ZM145 163V162H143ZM221 163V162H220ZM259 163V162H258ZM3 164V163H2ZM94 164V163H93ZM107 164V163H106ZM118 164V163H117ZM139 164V163H138ZM185 164V163H184ZM189 165H192L188 163ZM186 163V165H188ZM103 165V164H102ZM141 165V164H140ZM195 165V163H194ZM203 165V164H202ZM195 165V168L199 169L202 168L201 173L207 172V171H213L212 176L215 177L216 179L212 180H205L201 181L202 183H199L195 187H192L194 191L191 193L192 196L188 195L189 199H192V202L194 204L201 203L204 204L203 207L205 209H201V211L197 212L198 215L199 213L208 215V214H214V204L217 202H221L224 200H228L233 195L235 192L234 186L236 183H247L251 182L255 177L253 176L252 173H249L245 165L241 164H234V165H221L218 166L217 168H212L207 165ZM67 168H66V167ZM77 166V167H76ZM101 166V165H100ZM118 167H121L120 165H117ZM116 166V167H117ZM137 166V165H136ZM217 166V165H216ZM262 166V165H261ZM74 167V168H73ZM76 167V169H75ZM88 167V166H87ZM112 167V166H111ZM194 167V166H193ZM19 168V169H18ZM99 168V167H98ZM104 168V167H103ZM149 169V167L147 166ZM181 168V167H180ZM191 168V167H190ZM253 168V167H252ZM261 168V167H260ZM81 169V168H80ZM112 169V168H111ZM117 169V168H116ZM119 169V168H118ZM123 169V168H122ZM126 169V168H125ZM174 169V168H173ZM192 169V168H191ZM113 170V169H112ZM111 170V171H112ZM196 170V169H195ZM252 170V169H251ZM115 171V169H114ZM121 171V168H120ZM144 171V170H143ZM200 171H193L192 172V177H195L197 173ZM260 171V170H258ZM105 172V171H104ZM109 172V171H108ZM162 172V171H161ZM159 172V173H161ZM8 173V175H9ZM111 173V172H110ZM121 173V172H119ZM123 173V171H122ZM133 173V172H132ZM138 173V172H137ZM145 173V172H144ZM259 173V172H258ZM5 174V175H4ZM85 174V173H84ZM113 174V173H112ZM154 174V173H153ZM252 174V175H251ZM80 175V173L78 174ZM105 175V174H104ZM117 175V174H116ZM119 175V174H118ZM188 175V174H187ZM76 176V177H75ZM121 176V175H120ZM134 176V175H133ZM150 176V175H149ZM162 176V175H161ZM206 176V175H205ZM258 176V175H257ZM263 176V175H262ZM68 177L67 179L73 178L72 180H69V184L65 183V178ZM104 177V176H103ZM222 177V179H220ZM12 178V177H11ZM15 178V177H13ZM99 178V177H98ZM182 178V177H181ZM210 178V177H209ZM85 179V178H83ZM101 179V178H100ZM150 179V178H149ZM178 179V178H177ZM206 179V178H205ZM10 180V179H9ZM29 180V182H30ZM121 180V179H120ZM139 180V179H138ZM15 181V180H14ZM34 181V182H35ZM176 181V180H175ZM26 182V181H25ZM33 182V183H34ZM117 182V184H116ZM148 182V181H147ZM12 183V182H11ZM14 183V182H13ZM19 183H17L19 185ZM27 183V182H26ZM168 183V182H167ZM170 183V182H169ZM172 183V182H171ZM100 184V185H99ZM174 184V183H173ZM3 185V187L1 186ZM68 185V186H67ZM152 185V184H151ZM244 185V184H243ZM165 186V185H164ZM173 186V185H172ZM240 186V185H239ZM246 186V185H245ZM36 187V188H37ZM128 187V186H127ZM136 187V186H135ZM244 187V186H243ZM249 187H251L249 185ZM134 188V187H133ZM147 188V187H146ZM159 188V187H157ZM175 188V187H174ZM248 188V187H247ZM137 189V188H136ZM151 189V188H150ZM179 189V188H177ZM188 189V188H187ZM258 189V188H257ZM261 189V188H260ZM264 189V187H263ZM262 191L264 192V190ZM31 190V189H30ZM157 190V189H156ZM255 190V189H254ZM128 191V190H127ZM249 192V191H248ZM247 192V193H248ZM262 192V193H263ZM1 193V194H2ZM29 193V194H28ZM151 193V192H150ZM162 193V192H161ZM5 194V193H4ZM124 194V193H123ZM11 195V194H10ZM146 195V194H145ZM127 196V195H126ZM125 196V197H126ZM129 196V195H128ZM126 202H128V199H131V195L128 197ZM178 196V195H177ZM237 196V195H236ZM22 197V196H21ZM28 197V198H30ZM124 197V198H125ZM152 197V196H151ZM242 197V196H241ZM10 198V197H9ZM134 199L129 200L132 207V210H135V206L137 204H141V202L144 200L140 197H133ZM140 198V199H139ZM167 198V197H166ZM234 198V197H233ZM23 199V198H22ZM117 199V198H116ZM150 199V198H149ZM154 199V198H153ZM182 199V198H181ZM241 199V198H240ZM263 199V198H262ZM118 200V201H119ZM158 200V199H156ZM155 200V201H156ZM22 201V200H21ZM107 201V200H106ZM154 201V203H156ZM250 201V200H249ZM17 202V201H16ZM125 202V203H126ZM160 200L157 202L159 203ZM191 202V201H190ZM191 202V203H192ZM241 202V201H240ZM112 203V202H111ZM124 203V204H125ZM153 203V202H152ZM153 203V206L155 205ZM156 203V204H157ZM166 202H162L161 206H165L166 208L170 207V210H167L164 206L160 208H165L166 212L173 211L171 210V206L165 205ZM187 203V202H186ZM234 203V202H233ZM257 203V202H256ZM255 204V207L257 206L258 208L263 206L261 204V201ZM264 203V202H263ZM5 204V203H4ZM19 204V203H18ZM102 204V203H101ZM105 204V203H103ZM123 204V203H121ZM129 204V203H127ZM167 204V203H166ZM174 204V203H173ZM178 204V203H177ZM218 204V203H217ZM225 204V203H224ZM241 204V203H240ZM98 205V206H97ZM134 207H133V206ZM160 205V203H159ZM192 205V204H191ZM222 205V204H221ZM226 205V204H225ZM97 206V207H96ZM125 206V205H123ZM152 206V205H151ZM200 206V205H199ZM40 207V206H39ZM101 207V206H100ZM120 207V206H119ZM138 207V205H137ZM140 207V206H139ZM175 207V206H174ZM202 207V206H201ZM240 207V206H239ZM254 207V206H253ZM107 208V207H106ZM125 208V207H124ZM224 208V207H223ZM248 208V207H247ZM40 209V208H39ZM113 209V208H112ZM131 209V208H130ZM148 209V208H147ZM173 209V208H172ZM198 209V208H197ZM200 209V208H199ZM220 209V208H219ZM231 209V207H230ZM239 209V208H238ZM43 210V209H42ZM128 210V209H127ZM130 210V211H132ZM140 210V209H139ZM185 210V209H184ZM255 210V209H254ZM259 210V209H258ZM257 210V211H258ZM35 211V210H34ZM41 211V210H40ZM118 211V210H117ZM127 212V211H120L123 213L122 216H126L125 214L127 213L130 216L132 215V212ZM163 211V212H164ZM183 211V210H182ZM194 211V210H193ZM261 211V210H260ZM53 212V211H52ZM51 212V213H52ZM57 212V213H58ZM104 212V211H103ZM119 212V213H120ZM136 213L139 211H135ZM141 212V211H140ZM150 212V211H149ZM176 212V211H174ZM189 212V211H188ZM87 213L90 215H87ZM110 213V212H109ZM117 212V215L119 214ZM120 213V214H121ZM130 213V214H129ZM135 213V214H136ZM161 213V212H160ZM182 213V212H181ZM44 214V213H42ZM56 214V213H55ZM79 214V213H78ZM114 214V213H113ZM116 214V212H115ZM119 214V215H120ZM138 214V213H137ZM142 213H140L141 215ZM144 214V212H143ZM149 214V213H147ZM159 214V213H158ZM190 214V213H188ZM228 214V213H227ZM244 214V213H243ZM54 215V214H53ZM64 215V214H63ZM116 215V216H117ZM137 215V216H140ZM196 215V214H195ZM258 215V214H257ZM57 216V215H56ZM135 216V215H134ZM159 216V215H158ZM179 218L182 220V224L186 223L188 226H194L196 224V220H190L185 213H177ZM213 216V215H212ZM53 217V216H52ZM59 217V216H58ZM78 217V216H77ZM100 217V216H99ZM102 217V216H101ZM129 217V216H128ZM155 217V216H154ZM162 217V216H161ZM177 217V218H178ZM203 217V216H202ZM201 217V218H202ZM208 217V216H207ZM203 217V218H207ZM210 217V216H209ZM240 217V216H239ZM96 218V217H95ZM160 218V217H159ZM214 218V217H212ZM218 218V217H217ZM230 218V217H229ZM41 219V218H40ZM50 219V218H49ZM64 219V218H63ZM85 219V218H84ZM83 219V220H84ZM129 219V218H128ZM170 219V218H169ZM250 219V218H249ZM82 220V219H81ZM89 220V219H88ZM161 220V219H160ZM229 220V219H227ZM45 221V220H44ZM52 221V220H51ZM60 221V220H59ZM64 221V220H63ZM78 221V220H77ZM93 221V220H92ZM95 221V220H94ZM107 221V220H106ZM156 221V220H155ZM180 221V220H179ZM239 221V220H238ZM258 221V220H257ZM28 222V221H27ZM32 222V221H31ZM131 222V221H130ZM170 222V221H169ZM219 222V221H218ZM250 222V221H249ZM39 223V222H38ZM57 223V222H56ZM76 223V222H75ZM203 223V222H202ZM84 224V223H83ZM93 224V223H92ZM136 224V223H135ZM178 224V223H177ZM185 224V226H186ZM241 224V223H240ZM22 225V224H21ZM29 225V224H28ZM68 225V224H67ZM141 225V224H140ZM215 225V223H214ZM253 225V224H252ZM26 226V225H25ZM42 226V225H41ZM95 226V225H94ZM98 226V225H97ZM213 226V225H212ZM235 226V225H234ZM18 227V228H17ZM71 227V226H70ZM69 227V228H70ZM102 227V226H101ZM172 227V226H171ZM218 227V226H217ZM237 227V226H236ZM27 228V227H26ZM47 228V227H46ZM49 228V227H48ZM111 228V227H110ZM235 228V227H234ZM247 228V227H246ZM253 228V227H252ZM35 229V228H34ZM51 229V228H50ZM112 229V228H111ZM185 229V228H184ZM229 229V228H228ZM259 229V228H258ZM32 230V229H31ZM38 230V231H37ZM174 230V229H173ZM193 230V229H192ZM232 230V229H231ZM244 230V229H243ZM30 231V230H29ZM62 231V230H61ZM93 231V230H92ZM166 231V229L164 230ZM249 231V230H248ZM94 232V231H93ZM109 232V231H108ZM169 232V231H168ZM177 232V231H176ZM250 232V231H249ZM254 232V231H253ZM105 233V232H104ZM222 233V232H221ZM224 233V232H223ZM179 234H181L179 232ZM245 233H242L241 230H232L229 232L224 233V243H226L224 246H230L233 242L235 244L236 242H239V244H243V241L245 238L243 235ZM250 234V233H249ZM108 235V234H107ZM199 235V234H198ZM92 236V235H91ZM130 236V235H129ZM176 236V235H175ZM220 236V235H218ZM261 236V235H260ZM196 237V236H195ZM193 237V238H195ZM250 237V235H249ZM252 237V236H251ZM92 238V237H91ZM131 239V238H130ZM162 239V238H161ZM176 239V238H175ZM251 239V238H250ZM110 240V239H109ZM201 240V239H200ZM204 240V239H203ZM206 240V238H205ZM210 240V238H209ZM246 240V239H245ZM244 240V241H245ZM111 241V240H110ZM165 241V240H164ZM172 241V240H171ZM180 241V240H179ZM192 241V240H191ZM198 241V240H197ZM248 241V240H247ZM246 241V243H247ZM181 242V241H180ZM227 242H231L227 245ZM241 242V243H240ZM79 243V244H80ZM86 243V245H87ZM99 243V242H98ZM178 243V242H177ZM192 243V242H191ZM198 243V242H197ZM223 243V241H222ZM221 243V244H222ZM54 244V243H53ZM102 244V243H101ZM157 244V243H156ZM206 244V243H205ZM232 244V245H233ZM238 244V243H236ZM44 245V244H43ZM50 245V244H49ZM78 245V244H77ZM193 245V244H192ZM197 245V244H196ZM210 245V244H209ZM217 245V244H216ZM231 245V246H232ZM249 245V244H248ZM264 245V244H263ZM70 246V245H68ZM67 246V247H68ZM73 246V247H74ZM84 246V245H83ZM90 246V245H89ZM115 246V245H114ZM261 246V245H260ZM46 247V245H45ZM52 247V246H51ZM58 247V246H57ZM85 247V246H84ZM92 247V248H93ZM101 247V246H100ZM208 247V246H207ZM49 248V247H48ZM78 248V246H76ZM87 248V247H86ZM91 248V249H92ZM104 248V247H103ZM239 248V247H238ZM259 248V247H258ZM41 249V250H40ZM63 249V248H62ZM94 249V248H93ZM105 249V248H104ZM110 249V248H109ZM160 249V248H159ZM216 249V248H215ZM221 249V248H220ZM234 249V247L232 248ZM247 249V248H246ZM38 252H37V251ZM43 250V251H42ZM47 250V249H46ZM72 250V249H71ZM98 250V249H97ZM165 250V249H164ZM230 250V249H229ZM36 251V253H35ZM75 251V250H74ZM82 251V250H81ZM92 251V250H91ZM96 251V250H95ZM118 251V250H117ZM198 251V250H197ZM233 251V250H232ZM248 251V250H247ZM60 252V251H59ZM79 252V251H78ZM94 252V251H92ZM108 252V251H107ZM251 252V251H250ZM34 253V254H33ZM38 253V255L40 254ZM51 253V252H50ZM75 253V252H74ZM91 253V252H90ZM98 253V252H97ZM105 253V252H104ZM127 253V252H126ZM125 251H121V254L123 257L126 256L127 254ZM159 253V252H158ZM47 254V253H46ZM57 254V253H56ZM65 254V253H64ZM73 254V253H72ZM87 254V253H86ZM108 254V253H107ZM126 254V255H125ZM228 254V253H227ZM236 254V253H235ZM50 255V254H49ZM78 255V254H77ZM119 255V256H120ZM35 256V255H34ZM41 256V255H40ZM52 256V255H51ZM87 256V255H86ZM118 256V257H119ZM122 256L120 258H122ZM128 256V255H127ZM226 256V255H225ZM249 256V255H248ZM259 256V255H258ZM128 257H125V259ZM130 258V257H129ZM181 258V257H180ZM226 258V257H225ZM34 259V258H33ZM36 259H38L36 257ZM223 259V258H222ZM248 259V258H247ZM16 260V259H15ZM23 260V259H22ZM39 260V259H38ZM226 260V259H225ZM13 261V260H12ZM19 261V259H17ZM125 261V260H124ZM131 261V260H130ZM249 261V260H247ZM254 261V260H253ZM262 261V260H261ZM7 261H4V264ZM10 261H8L9 263ZM23 262H26L23 260ZM21 262V263H23ZM35 262V260H34ZM41 262V261H40ZM121 262V261H120ZM224 262V261H223ZM257 262V261H256ZM264 262V261H263ZM3 263V262H2ZM12 263V262H11ZM20 263V262H19ZM28 263V262H27ZM239 263V262H238ZM246 263V262H245ZM7 264V263H6ZM15 264V263H14ZM32 264V263H31ZM40 264V263H38ZM42 264V263H41ZM49 264V263H48ZM115 264V263H114ZM209 264V263H208ZM242 264V263H241ZM253 264V263H252Z\"/></svg>",
    "mask_w": 264,
    "mask_h": 264
}]
</instances>
